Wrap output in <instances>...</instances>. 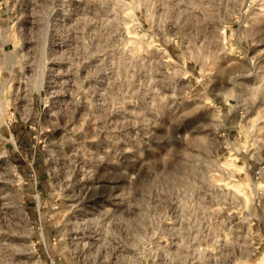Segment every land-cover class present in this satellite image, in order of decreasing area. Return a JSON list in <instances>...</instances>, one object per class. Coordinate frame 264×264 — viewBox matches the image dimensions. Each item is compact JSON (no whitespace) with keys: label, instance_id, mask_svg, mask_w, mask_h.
Segmentation results:
<instances>
[{"label":"rangeland","instance_id":"obj_1","mask_svg":"<svg viewBox=\"0 0 264 264\" xmlns=\"http://www.w3.org/2000/svg\"><path fill=\"white\" fill-rule=\"evenodd\" d=\"M0 264H264V0H0Z\"/></svg>","mask_w":264,"mask_h":264},{"label":"bare ground","instance_id":"obj_2","mask_svg":"<svg viewBox=\"0 0 264 264\" xmlns=\"http://www.w3.org/2000/svg\"><path fill=\"white\" fill-rule=\"evenodd\" d=\"M238 79H239V78H238ZM234 81H235V80H234ZM237 82H238V80H237ZM233 84H235V82H234ZM235 89H236V88H235ZM233 96H234V95H233ZM234 98H236V97H234ZM218 116H219V115H218ZM220 116H221V115H220ZM220 116H219V117H220ZM262 117H263V116H262ZM260 188H261V187H260Z\"/></svg>","mask_w":264,"mask_h":264}]
</instances>
